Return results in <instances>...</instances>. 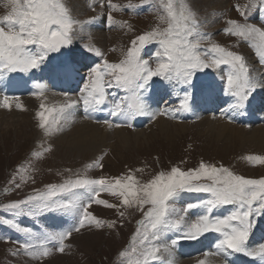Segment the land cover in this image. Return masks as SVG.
<instances>
[{
    "label": "snow or ice",
    "instance_id": "obj_1",
    "mask_svg": "<svg viewBox=\"0 0 264 264\" xmlns=\"http://www.w3.org/2000/svg\"><path fill=\"white\" fill-rule=\"evenodd\" d=\"M149 3H155V0H141V5ZM160 4V21L166 26H158L136 36L119 62H109L104 58L102 50L91 42L84 45V49L100 57L101 62L88 66L78 99H66L64 104L51 108L41 105L43 111H38L36 115L39 127L46 135L62 131L61 121L67 122L72 115L70 110L78 104H82L85 118H89L87 113L107 103L108 89H118L125 93L119 100H114L109 114L123 117L128 127H131L130 121L138 116H148L154 120L158 115H168L166 110H151V96L148 93L154 86V78L166 81L167 86H182L184 95L175 112L190 111L198 100L208 98L211 91V84L202 83L196 74L209 69L221 70L222 66L230 69L226 74L224 89L232 100L230 110L246 109L250 94L258 87L264 88V81L251 75L246 58L218 43L211 44L207 49L201 48L202 41L208 37L199 31L200 24L190 0H160ZM9 6L10 11L0 16V78L5 72L27 73L38 69L52 53H60L65 58L49 66L50 78L74 72L78 74L76 62L63 50L69 49L70 53L75 35L83 32L85 25H91L93 20L79 21L73 18L65 0H8L5 7ZM108 7L112 11H123L125 8L139 6L131 3L121 6L108 0ZM234 7L245 22L230 19L227 23L231 27L224 29V32L247 42L255 49L258 62L264 66V29L248 23L253 12L264 11V0H249L246 5ZM107 21L109 26L117 23L111 11ZM120 23L121 26L126 24ZM153 44L157 45L154 67L142 55L145 48ZM167 86L160 85L166 93ZM46 87L44 83H35L39 94H43ZM189 88L196 91L190 93ZM9 100L10 97L5 95L0 101V107L10 109ZM17 107L22 106L17 104ZM104 123L113 126L107 120ZM247 159L264 164V156L250 155ZM89 167L102 165L97 162ZM17 171L26 169L22 166ZM20 179L24 182L26 178L21 175ZM15 187L19 188L20 184H15ZM100 190L116 196L125 208L135 207L143 212V219L137 222L133 243L138 241L145 250L140 253L135 264H156L160 261L161 251L169 252V247L161 243V237L173 229L180 239L188 240H195L208 233L218 234L215 251L206 252L205 255L223 256L224 264H230L228 257L232 254H243L264 262V245L258 248H250L248 245L253 228L252 218L264 216V178H246L226 167L204 162L198 168L187 171L175 166L170 171H160L147 183H140L133 174L111 179L78 175L58 185H47L43 192L0 206V212L10 214V218L0 217V224L32 237V230L22 226L15 217H37L49 212L71 215L75 222L66 230L46 232L38 244L20 245L32 257H48L53 251L49 247L50 243L56 251L64 253L69 246L65 241L74 232L79 233L81 229L93 225L97 228L105 226L104 221L88 210L93 202L108 208L119 207L98 199ZM185 193L207 194V198L187 202L182 208L176 207ZM83 194H87L86 199ZM228 205L234 206L229 214L223 217L213 215L215 209ZM145 206H148L146 211ZM198 208L204 209V212L189 220L186 214ZM119 215L122 217L124 212H119ZM106 226L115 227V222L107 223ZM177 242L176 239L172 240L173 245ZM118 255L126 257L127 251H121ZM129 264L132 262L129 261ZM199 264H206V261L201 260Z\"/></svg>",
    "mask_w": 264,
    "mask_h": 264
},
{
    "label": "rangeland",
    "instance_id": "obj_2",
    "mask_svg": "<svg viewBox=\"0 0 264 264\" xmlns=\"http://www.w3.org/2000/svg\"><path fill=\"white\" fill-rule=\"evenodd\" d=\"M65 2L73 18L79 21L93 20V23L99 22V30H101L99 32L102 36L101 41H96L92 36V33H94L91 32L92 29H86L85 25L86 30L75 35L70 53L69 49L63 50L66 55L70 54L76 62L75 68L78 70V74H76L72 83L66 87H61L65 88V91H56L64 96H71L72 99H78L81 95V89L85 82L83 78L87 75L88 66L101 62L100 57L88 53L84 49L85 44L89 42L95 44L102 50L104 58L109 62H119L136 36L155 27L166 26L160 21V8H162L160 0L143 5H141V0H112L114 4L121 6L129 3L139 6L132 9L125 8L123 11L110 10L108 0H65ZM248 2L249 0H190V5L199 21V31L208 37V39L202 41L201 48L207 49L211 44L218 43L230 51L243 55L250 66L251 74L253 73V67H256L262 76V78L259 77V80L264 81V66L258 62L259 58L255 54V49L251 48L242 38L224 32V29L231 27L227 23L230 19H235L240 23L245 22L234 6H243ZM7 3L8 0H0V16L10 11V6L5 7ZM75 4L81 6L74 7ZM110 11L117 22L112 26H109L107 21ZM120 22H126V24L121 26ZM248 23L264 29V11L253 12ZM87 30L89 31L87 32ZM156 49L157 45H149L142 53L145 59L150 60L153 67L155 66L154 52ZM63 58L65 57L61 56L60 53H52L38 69L30 70L27 73H3V77L9 74H17L21 79L27 81L28 90L7 92L5 91L7 89L2 88L3 85L5 86V84H2L3 77L0 78V101L7 95L10 97L9 103L11 105L10 109L0 107V110L11 112L12 107H15L14 110L18 114L12 116V118L7 117V115L4 116L7 119L9 118L7 120L8 126H13L15 124L13 119H20L21 114L27 115L19 127L14 126L10 128L11 130L5 129L8 128L5 123L0 125V132L5 130L2 132L3 135L0 133V206L43 192L46 190L47 185H58L69 178L75 179L78 175L89 178L105 177L111 179L133 174L140 183H147L160 171H170L174 166L187 171L198 168L199 164L204 162L217 167H226L235 174L246 178H264V164L247 159L250 155L264 156L263 145L245 142L237 133V129H233L232 133L227 132L225 136L219 137L215 131H209L207 125H198V121L205 117L215 118L216 122H226L230 124V127L236 125L243 129L246 128L248 132L262 126V124L264 125V90L260 91L261 94H257L256 88L250 94L245 109L248 113L252 103L251 109L253 110H251L250 115L254 118H260L263 114L262 120H253L250 124H243L237 119L239 110H230L229 105L232 100L224 91L226 88V74L230 70L227 66H222L221 70L213 71L209 69L196 74L202 83H210L211 89H214L213 96L209 95L208 98L200 99L195 103L198 109L206 102L210 104L205 107L207 110L204 108L205 111L200 110L197 115L184 114L183 110L179 111L180 115L179 112H175V109L179 108L184 95L181 91L182 86H167L166 81L154 78V86L148 93L151 96L149 100L151 110H166L169 114L158 115L154 120L148 116H138L130 122L131 127H128L126 126L128 122H120L116 120L119 116L114 117L109 114L114 100H119L125 93L118 89H108L107 103L98 109L99 111L96 110L98 111L96 114H98L99 120L93 119L96 111H90L87 114L89 118H85L84 115L83 119L101 124H106L104 123L105 120L111 122L112 127L106 125L109 134L104 140L85 148L84 151H74L68 149L65 145L58 144L56 136H53V134L46 135L43 129L39 127V120L36 115L38 111H43L42 104L46 108H51V105L47 104L45 96L49 92H54V88L57 87L58 83L53 82L52 86L48 68ZM61 77L56 78V80L63 81ZM195 79L194 77V82ZM36 82L44 83L47 86L43 94H39V90L35 88ZM160 85L168 87L167 93ZM60 86L62 85L60 84ZM195 91V89L189 88L190 93ZM24 99L34 101L36 106L32 110L30 109L31 112L25 107ZM17 104L22 107L18 108ZM77 107L82 114L84 112L82 104H78ZM160 117L173 123H180L182 126L171 125L172 129H170L171 134L169 136H158L157 126L154 123ZM77 118L82 119L78 113ZM142 118L144 119L141 120ZM0 119H2L1 115ZM70 120L72 121V119ZM61 123L63 128L67 124L64 121H61ZM117 124L122 125L119 128L143 133H132L125 136L114 133ZM151 125L153 127L149 128ZM64 130V133L59 131L54 134L67 135L69 132L67 127ZM227 135L231 137H227ZM46 149L50 150L46 151ZM97 162L102 167H89V165H94ZM22 166L26 171L18 172L17 170ZM21 175L26 178L24 182L20 179ZM15 184H20V187H15ZM83 196L85 199L87 198V194H83ZM97 198L119 207L108 208L93 202L88 210L98 219L104 221L105 226L97 228L93 225L81 229L79 233L74 232L71 238L65 241L69 246L66 247L64 253L56 251L55 246L50 243L49 247H52L53 251L48 257H32L20 245L23 243L38 244L43 240L44 233L66 230L75 222L71 215L49 212L37 217H15L22 226H27L32 230L34 234L32 237L0 224V264H129V261L135 264V261L140 257V253L145 250L138 241L135 244L133 243V236L138 227L137 222L143 219V212L135 207L125 208L120 204V199L107 191L100 190ZM206 198L207 194L185 193L182 195V199L177 202L176 207L182 208L187 202H198ZM147 207L145 206V211ZM219 209L220 207L214 211L213 215H216ZM230 211L233 210L227 212ZM119 212H124V215L121 217ZM203 212L204 209L198 208L187 213L186 216L189 220H193ZM0 217L10 218V214L6 211L0 212ZM260 218V222L253 221V225L257 228L251 231L253 233L249 241L250 248H255L254 245L257 242H254L252 237L258 235L260 229L264 226V216ZM111 222H115V227L109 228L106 226L107 223ZM143 230L142 228L141 231ZM261 232L264 234L263 230ZM208 236L214 241L213 233L205 234L195 240H188L180 239L179 234L174 229L166 231L161 237V243L168 246L172 251L181 255L184 254V261L174 263L173 260L168 261L165 259V256L160 253L161 259L156 264H199L201 260L206 261V264H224L223 256L205 255L206 252L215 251V242L213 245V241L212 249L208 247L203 251L196 252V249L199 248L196 247L197 240ZM259 238L262 240L264 237ZM173 239L178 241L175 245L172 244ZM188 244L194 246L192 250L187 248ZM261 245H264V241L256 246L258 248ZM133 248H135V251H132ZM121 251H127V256L120 257L118 253ZM237 257H239L238 254L230 255L228 257L230 264H235ZM250 259L256 264L255 258L250 257ZM241 260L244 262L249 261L243 258Z\"/></svg>",
    "mask_w": 264,
    "mask_h": 264
},
{
    "label": "bare ground",
    "instance_id": "obj_3",
    "mask_svg": "<svg viewBox=\"0 0 264 264\" xmlns=\"http://www.w3.org/2000/svg\"><path fill=\"white\" fill-rule=\"evenodd\" d=\"M75 6L80 7L81 5L80 4H75L74 7ZM86 29H89V30L92 29L91 32H94L95 33V34L92 33V36H94V38H95L96 41L97 40L101 41L102 36H101V34L99 32V31H101V30H99L100 29V23L99 22H94L91 25H86ZM86 29L84 28V30H86ZM89 30H87V32ZM80 73L82 74L83 72H80ZM251 75L253 76V78H255L257 80L260 79L259 77L262 78L261 73L258 71V69H256V67H253V73ZM65 76H66V78H65ZM74 77H76V73L75 72L72 73V74H70V75H64V76L61 77L63 79V81H61L60 84L65 87V86L69 85L70 83H72V81L74 80ZM51 81H52V83L54 82L55 84H57L56 78L55 79H52L51 78ZM2 82H3L2 84H5V86L3 85L2 88L3 89H7V90H5L7 92H19V91H24L27 88V81H24L23 79H21L16 74H9L8 76H4L2 78ZM56 86L57 87L54 88L55 89L54 92H49L45 96L46 97V100H47V104L49 103V105H51V107L60 106V105H62V104H64L66 102V99H72V98H70L71 96H64L62 94L57 93V91H65V89H62V88L58 87L59 86L58 84ZM257 90H256L257 94H261L260 91H263L264 88H259L258 87ZM0 92H1V90H0ZM213 92H214V89H211L209 95L211 96L213 94ZM209 101H211V100H209ZM24 102H25V105H26V106L25 105L24 106L27 107V109L29 110V112H31V110L33 108H35L34 106H36V105H34V101H32L31 99H24ZM208 105H210L209 102H206L205 104H202L200 106V109H198L197 108V104H194L193 107H192V109L190 111H184V114L191 113V114L197 115V113H199L200 110L203 111L204 108L206 106H208ZM24 106H23V108H24ZM251 107H252V103L250 104V109H249L248 113L246 112V110H243V111H240L239 110L237 119H239V121L241 123H243V124L245 123L246 124V123H250L253 120H262L263 119L262 118V115L263 114L261 115L260 118H254V116H251L250 115L251 114ZM2 108H4V107H2ZM14 108L15 107H12V111L11 112H6L5 110H0V115H1V118H2V119H0V125H2V123L3 124L5 123L6 124V127H8V128H5L7 130H11L10 128H13L14 126L19 127L24 122V120L26 119V116H27V115L21 114V118L20 119H13V121H15V124L13 126H11V127L8 126L9 123H8L7 120L9 118L7 119L4 116L7 115V117H11L12 118V116L14 117L15 115H18L17 112H16V110H14ZM82 108H83V106H82ZM205 110H207V109L205 108ZM70 111H71V114L72 115L69 118V120L67 121L66 126L64 127V128L67 127V131H69L68 134L67 135H65V134L64 135H60V134H56L55 135V134H53V136H56L55 138H56V141H57L58 144L65 145L68 149H71V150H74V151H80V150H83L84 151L85 148H87L89 146H93L98 141L104 140L107 137V135L109 134L107 132L108 130L106 128L107 127L106 126L107 124L94 123V122L88 121L86 119H83V116L86 115V114H85V112H83L81 114V111H80V109L77 106H75ZM77 113L80 114V118H82L83 120L77 118ZM9 115H11V116H9ZM179 115H180V112H179ZM75 118H77V119H75ZM70 119H72V121ZM93 119L97 121L98 118H95V115H94V118ZM143 119L144 118H142L141 120H143ZM116 120H119L120 122H126L123 119V117H120V116ZM132 121H130V122H132ZM154 124H156V126H157L158 136H169V134H171L170 129H172V126L171 125H174V126H177L178 125L180 127L182 126V124H180V123H173L171 121L164 120L161 117L158 118L155 121ZM199 124L200 125H207L208 126V130L209 131H215L217 133V136H219V137L220 136H225L227 132L232 133L233 132V129H237L238 130L237 133L240 135V137H242V139L245 142H251V143H254L255 145L257 144V145H263L264 146V125L263 124H262V126H259L258 128L252 130L251 132H250V130L248 132V130H246V128L243 129L242 127L236 126V125H231L233 127H230V124H228L226 122L225 123H223L221 121L220 122H216L215 118H212V117L211 118L205 117V118L200 119L198 121V125ZM153 125H151L149 128L153 127ZM64 128L62 130L63 133L65 131ZM129 130L124 129V128L115 127L114 133H118V134H121L123 136L128 135V134H132V133L133 134H141V133H143V132H138L136 130L135 131H129ZM3 131H5V130H3ZM2 132H0V133H2ZM3 134L4 133H2V135ZM227 137H231V136L230 135H227ZM262 230L264 232V226L260 229V232H259L258 235H254L252 237V239L254 240V242H257L258 244L259 243L262 244V242L264 241V238L262 240H261V238H259V237H264V234L261 232ZM212 241H213V239L211 237H209V236L206 237V238H201V240H197V246L196 247H199V248L196 249V252L203 251V250L207 249L208 247L210 249V246L212 245ZM254 246H255V248H257L256 245H254ZM193 247L194 246L193 245H190V244H188V246H187V248H189V250H192ZM161 253L165 256V259H167L168 261L169 260L170 261L173 260L174 263H182L184 261L183 260L184 254L181 255L180 253H177L175 251H172L171 249H169V252H161ZM237 258L241 262H244L243 260H241L242 259L241 257H237ZM255 262H256V264H264V262H261L259 259H256Z\"/></svg>",
    "mask_w": 264,
    "mask_h": 264
}]
</instances>
